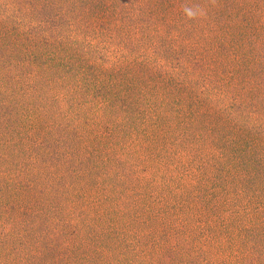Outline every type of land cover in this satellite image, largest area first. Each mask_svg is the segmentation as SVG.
I'll return each mask as SVG.
<instances>
[{
  "label": "rangeland",
  "instance_id": "1",
  "mask_svg": "<svg viewBox=\"0 0 264 264\" xmlns=\"http://www.w3.org/2000/svg\"><path fill=\"white\" fill-rule=\"evenodd\" d=\"M0 264H264V0H0Z\"/></svg>",
  "mask_w": 264,
  "mask_h": 264
},
{
  "label": "clouds",
  "instance_id": "2",
  "mask_svg": "<svg viewBox=\"0 0 264 264\" xmlns=\"http://www.w3.org/2000/svg\"><path fill=\"white\" fill-rule=\"evenodd\" d=\"M184 13L189 19H195L198 16L204 15V10L199 8L198 6L195 8L185 6Z\"/></svg>",
  "mask_w": 264,
  "mask_h": 264
}]
</instances>
